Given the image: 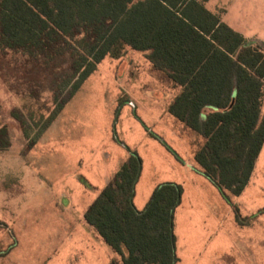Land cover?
Returning a JSON list of instances; mask_svg holds the SVG:
<instances>
[{"label":"trees","instance_id":"obj_1","mask_svg":"<svg viewBox=\"0 0 264 264\" xmlns=\"http://www.w3.org/2000/svg\"><path fill=\"white\" fill-rule=\"evenodd\" d=\"M207 1L0 0V80L27 97L50 93L38 118L28 114L40 125L38 138L103 60L127 48L147 52L181 89L169 113L204 139L193 153L196 169L236 210L232 197L248 185L264 144V45L246 40ZM10 53L26 64L13 65ZM12 117L21 120L16 112ZM8 136L1 127L0 150L10 145ZM141 165L131 152L85 220L119 256L110 264H175L173 215L182 186L159 185L138 211L133 197Z\"/></svg>","mask_w":264,"mask_h":264},{"label":"rangeland","instance_id":"obj_2","mask_svg":"<svg viewBox=\"0 0 264 264\" xmlns=\"http://www.w3.org/2000/svg\"><path fill=\"white\" fill-rule=\"evenodd\" d=\"M212 2V12L225 5ZM235 5L223 21L264 37V0ZM6 59L26 64L21 54ZM180 90L147 52L127 48L103 60L37 138L40 125L28 114L38 118L50 93L27 97L0 80V128L7 127L10 142L0 150V256L7 250L0 264L75 263L72 236L82 232L87 209L131 152L142 160L138 205L162 183L182 186L173 215L175 264H264V153L232 211L183 170L204 139L169 113ZM203 199L212 206L197 203Z\"/></svg>","mask_w":264,"mask_h":264},{"label":"crops","instance_id":"obj_3","mask_svg":"<svg viewBox=\"0 0 264 264\" xmlns=\"http://www.w3.org/2000/svg\"><path fill=\"white\" fill-rule=\"evenodd\" d=\"M212 1L213 0L207 1V3H206L207 8H208L207 5L209 3H213ZM221 1L225 2V5L216 2L217 3V5H216L217 12H214V13L218 14L221 17V19L223 20L224 16H229L230 11L237 8L238 6L235 5L236 0H221ZM220 9L222 10L221 12H219ZM225 23H227V22H225ZM227 24L229 26H231L233 29H235L236 31H238L239 33H241L246 40L258 41L264 45V37L263 36L253 35L252 33H246L244 30H241V29L237 30L235 27L236 25L233 26V25H231V23H227ZM263 153H264V144H263L262 150L259 154V157L257 158L254 169H256L258 163L260 162V159H261ZM124 162H121L120 166ZM183 170H184V172H186V174H188V176L190 178L195 179L198 182H200L202 184V186H204L205 189L212 196H215L216 198H218L220 196V197H222V199L224 201H226L225 198L223 197V195L218 190V188L205 175H203V173H201L200 171H198L196 169V164L193 160V154H191V158L188 161H186V164L183 167ZM112 178H108L105 187L112 180ZM174 183L181 185L180 183H178L176 181H174ZM156 189H157V187H155L153 189L154 190L153 193L151 195H149V197L147 199H145V202H143V204L138 205L135 196L133 197L134 205L138 211L145 210V208L149 204V202H150V200H151ZM182 194H183V191H182ZM236 198L237 197H232V201L234 204L236 203ZM197 203H199V205H201V204L202 205H208V206L211 205L205 199H203V201H201V200L197 201ZM230 207H231V210L233 211V207L232 206H230ZM85 223L86 224H84V223L82 224V232L79 231L78 233H75L72 236V240L75 241L74 242L75 245L73 246V255L76 254L75 255L76 261H75V263H71V264H110L113 259H117L119 256L112 249V247L106 243V241L97 233V231L90 224L87 223L86 220H85ZM77 227H80V223L79 224L77 223ZM6 253H7V250L3 253L2 256H0V259L3 258V256L6 255Z\"/></svg>","mask_w":264,"mask_h":264}]
</instances>
